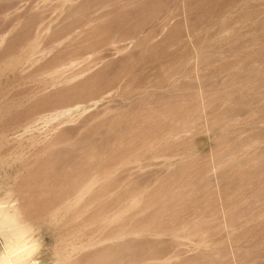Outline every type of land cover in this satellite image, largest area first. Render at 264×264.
Returning <instances> with one entry per match:
<instances>
[{"label": "rangeland", "instance_id": "obj_1", "mask_svg": "<svg viewBox=\"0 0 264 264\" xmlns=\"http://www.w3.org/2000/svg\"><path fill=\"white\" fill-rule=\"evenodd\" d=\"M42 264H264V0H0V211Z\"/></svg>", "mask_w": 264, "mask_h": 264}, {"label": "clouds", "instance_id": "obj_2", "mask_svg": "<svg viewBox=\"0 0 264 264\" xmlns=\"http://www.w3.org/2000/svg\"><path fill=\"white\" fill-rule=\"evenodd\" d=\"M44 247L42 228L19 208L8 214L0 211V264H42Z\"/></svg>", "mask_w": 264, "mask_h": 264}]
</instances>
